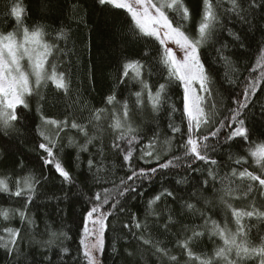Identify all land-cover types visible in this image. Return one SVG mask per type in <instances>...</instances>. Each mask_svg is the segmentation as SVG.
Returning <instances> with one entry per match:
<instances>
[{
  "label": "trees",
  "instance_id": "obj_1",
  "mask_svg": "<svg viewBox=\"0 0 264 264\" xmlns=\"http://www.w3.org/2000/svg\"><path fill=\"white\" fill-rule=\"evenodd\" d=\"M10 2L11 0H0V33L6 34L16 28L12 17L7 15L6 5ZM19 2L26 10L25 25L29 29L37 25L44 26L46 41L57 45L61 50L49 59L51 63L58 65L60 71L66 72L70 81V92L66 96L49 82L47 87L41 89L39 96L28 98L29 108L22 110V119L16 123L15 130H9L7 135L0 130V177L11 178L12 191H15L14 181L17 178L31 173L40 180L36 186L34 202L28 206V215L34 220V225L22 224L18 216H14L11 221L0 219V235L7 236L3 232L5 227L21 229L16 254L8 256L5 250L0 249V264H87L83 256V246L80 244L84 238L86 214L94 206L96 193L103 195L104 189L112 192V199L108 205H104L103 210H110L116 199H119L120 204L111 209L113 214L105 222L103 251L96 252L99 264H173L167 257L155 253L151 245L138 241L129 229L123 227L134 215L147 225L146 230H142L145 238L151 239L154 244L159 242L160 247L169 251V255L177 257L179 264H186L188 258L177 245L178 240L191 234L185 233L186 227L205 231V235L193 245L196 254L211 256L216 248L223 246L219 237L209 238L203 227L201 213L216 220L221 226L227 223L228 227L235 231L231 212L220 200L223 193L217 190L239 186L235 195L241 198L225 197L227 202L235 208L251 210L252 206H255L264 211V196L256 191L259 188L258 181L231 178L233 168H236L237 172L247 168L248 171L264 178L260 166L249 155L250 148L264 143V80L260 82L256 94L249 95L248 107L241 110L242 118L249 128V140L243 142L242 138H236L226 141L230 130L226 126L221 128L218 137L208 141L216 147L215 152L209 150V155L217 160L218 165L210 166L205 165L203 161H196L193 167L199 171L193 172L188 168L192 158H183V150L180 148V144L187 138L182 85L179 82L168 84L164 102L158 111H153L147 101L146 91L144 104H135L133 94L141 91L139 83L128 78H125V83H120L123 63L126 60H140L145 65L143 79L153 93L160 84H167V72L159 63L161 47L158 41L137 36L125 11L102 6L98 0ZM184 2L191 12V18L185 24L184 30L195 37L201 19L202 0ZM239 2L246 10L242 13L246 20L226 11L230 5L228 0H223L222 8L218 10L219 23L200 50L201 60L210 77L211 88V96L205 101V109L207 111L213 104L216 106L215 119L202 129L203 134L220 127L219 122L222 120L225 125L228 124V118L232 114L230 110L239 108L234 100L243 101L247 83L249 80H255L260 74V69L255 65L261 56V49L264 48V0ZM169 16L175 25L179 18L171 12ZM60 30L64 31L66 38L58 39ZM233 33L241 37L243 47L240 46V41L234 40ZM222 45H227L223 48V55L229 58L235 71H231L225 61L220 59L216 50ZM113 94L119 103L107 105V97ZM125 100L129 103V123L136 131L119 143L122 148H127V139L135 137L131 168L123 160V153L112 147L114 138L119 133H113L110 128L113 109H117L122 117L120 105ZM95 109H105L101 120L96 122L99 130L88 124ZM41 113L52 119L63 120L67 117L69 122L75 120L79 124L88 125L89 135L97 136L88 146L87 152H79L78 147L68 146V139L71 137L78 145H82L86 137L75 129H66L61 133L62 151L58 152V158L70 173L71 183L63 181L55 171L54 165H46L42 159L47 156L38 147L42 142L37 133V126L42 124ZM170 123L179 126L181 131L173 134L169 128ZM48 132L55 135L52 128H49ZM153 138L156 139V150L161 153L159 161L154 157L141 158V149ZM169 140L170 150L169 145L165 143ZM101 150L102 157L99 155ZM173 155L182 157L178 162L179 166L160 170L158 164ZM240 157L246 162L238 165L235 160ZM89 158H94L95 166L91 170L88 166ZM101 160L103 168L97 171ZM153 167L158 168L155 174L148 171ZM209 167L216 173L215 180L207 175ZM140 169L145 170L147 177L127 180L132 171L138 172ZM121 179L136 187L137 192H129L124 197H119L117 187L122 190L126 186L120 184ZM181 179H186L187 182L178 184L177 181ZM204 180L209 181L206 188L202 184ZM249 183L253 185L254 191L244 197L242 193L247 190ZM164 188L172 191L174 198L163 197L153 206L154 214L149 215L147 202ZM194 192L196 195H193ZM25 200L26 197L10 198L8 194L0 193V208H22ZM186 202L194 204L197 211L188 210L184 206ZM121 205L124 206V211H120ZM169 215L172 217V223H169ZM244 223L250 229V245H260L261 239L264 238V218H245ZM166 224L167 229L164 227ZM88 226L92 228L90 222ZM52 232H56L58 238H53ZM60 233L66 235L61 236ZM49 240H54V243L49 245ZM64 248L68 251L63 252ZM243 264H260V258L253 257Z\"/></svg>",
  "mask_w": 264,
  "mask_h": 264
},
{
  "label": "snow or ice",
  "instance_id": "obj_2",
  "mask_svg": "<svg viewBox=\"0 0 264 264\" xmlns=\"http://www.w3.org/2000/svg\"><path fill=\"white\" fill-rule=\"evenodd\" d=\"M102 6H110L112 9L123 10L130 17L133 25L134 33L139 37L152 38L158 41L161 51L159 54V63L166 70L167 84H160L159 88L152 92L148 83L143 79L145 73V65L140 60H126L122 65V75L120 83H125V78L132 82L141 85V91L135 92V104L141 106L144 104V93H147V101L151 104L153 111H158L164 98L167 95L168 84L179 82L183 87V113L187 119V133L186 140L180 144L183 150V158H192V163L188 164L193 172L199 171L198 168L193 167L196 161H203L205 165L217 166L218 162L209 155V150L216 151L214 145L208 143L209 139L216 138L221 132V128L227 127L230 131L226 136V141H233L236 138H242L243 142H247L250 138L249 128L246 121L242 118V109L248 107L249 95H255L257 88L262 80H264V48L261 49V56L256 61L255 67L260 69V74L255 80H249L243 92V101L234 100V103L239 105L238 109L231 111V116L228 118L229 122L225 125L224 121H220V127L215 130L203 134L202 129L210 125L215 119V105H211L207 111L205 109V101L208 96H211L210 77L205 68L204 63L200 57L201 48L208 42L213 35L216 25L219 23L218 10L222 8L223 0H202L201 19L197 26V35L195 37L188 34L185 30V24L191 18V12L184 0H98ZM230 7L226 10L235 13L237 17L246 20L242 14L246 10L243 8L239 0H228ZM7 15L11 16L16 24L14 31L0 33V130H3L5 135L9 130H15V125L22 119V110L29 108L28 98L34 95L39 96L42 88L47 87L49 82L58 91L63 92L66 96L70 92V81L65 71H60L56 63L50 62V57L54 53L61 51L57 45L48 43L45 39L47 33L44 26L37 25L29 29L24 23L25 8L21 5L19 0H11L10 4L6 5ZM174 13L179 18L174 25L173 20L170 19L169 13ZM181 21L183 23H181ZM234 40L240 41V46L243 47V40L237 34H232ZM66 38L63 30L58 33V39ZM170 45H174L175 49ZM227 45H222L216 51L220 54V59L224 60L231 71H235L232 62L228 57L223 55V48ZM27 61V66L23 63ZM199 89L197 91V87ZM251 90V92H249ZM41 99L43 97L41 96ZM115 94L109 95L106 99L107 105L118 104ZM18 109L20 112L18 113ZM122 109V117L118 114L117 109H113L111 114L112 123L110 125L113 133H119L115 136L112 147L123 153V160L131 168L133 158V143L135 137L131 136L127 139V148H122L119 141H124L129 134L134 133V129L129 123L130 109L127 100L120 105ZM175 111V108H173ZM105 109H95L92 113L88 124L99 130V125L96 123L101 120ZM42 124L37 126V133L41 138L38 147L46 153L47 158L44 159L46 165H54L55 171L63 178V181L71 183V175L63 166L61 160L58 158V152L62 151L60 144L61 133L66 129H75L77 132L86 137V141L82 145L69 137L68 146L78 147L79 152H87L88 146L97 139L95 135H89L87 130L88 125L79 124L75 120L69 122L66 117L63 120L49 118L43 113L40 115ZM55 130V135H51L48 129ZM172 133L181 131L180 127L174 123L169 124ZM170 145L171 141H165ZM219 143V141H217ZM231 147V145H229ZM142 156L154 157L157 161L161 159V153L156 150V139L153 138L142 149ZM102 157V150L99 152ZM249 155L254 159V162L260 166L261 172L264 173V143L256 144L254 148L249 149ZM79 159V155H77ZM180 156L173 155L172 158L165 160L158 164L160 170L175 168L179 166ZM231 159V155H230ZM246 162L243 157L235 160L236 164ZM88 166L91 170L94 165V158H89ZM103 168V161H100L99 171ZM157 167H153L148 171L155 174L158 171ZM207 175L216 179V173L212 167L207 169ZM147 177L144 169L132 171L127 180L139 179ZM231 178L239 179L240 181H258L259 188L256 191L261 196H264V178L261 175H256L245 168L237 172L236 168L231 171ZM46 179V178H45ZM198 179V178H195ZM11 178L8 176L0 177V193H6L11 197H26L22 208L3 209L0 208V219L4 221H11L14 216H18L22 224L34 225V220L28 215V206L34 202L36 195V186L40 183L39 178L33 174L25 177L17 178L14 181L15 191L10 188ZM186 179L178 180V184L186 183ZM223 183V180L221 181ZM121 185H126L120 190L117 187V194L119 197H124L126 193H136L137 189L133 185H128L127 181L121 179ZM206 188L209 185L208 180L202 182ZM195 188L196 185H193ZM214 188L215 185L213 184ZM239 187V186H238ZM237 188L225 187L221 190V202L231 212V217L235 223V231L228 227L225 223L223 226L216 220H212L204 213L201 216L204 220V229L208 232L209 238L219 237L223 241V246L215 249L214 254L208 256L207 254H196L193 251V245L201 237L205 235V231H199L196 227L185 228V233L190 232V235H185L183 239L177 241L178 247L184 252L188 260L186 264H243L246 260L253 257L260 258V264H264V238L258 246H251L248 239V232L250 229L244 223L245 218H264V211L252 206L251 210L244 208H235L231 203H228L225 197H232L234 199L241 198L235 195ZM254 191L251 183L247 185V190L242 193L247 197ZM193 195H196L194 192ZM163 197H173L174 193L167 188H164L159 194L154 196L147 202L148 214H154L153 206L161 201ZM112 199V192L109 189H104L103 195L96 193L94 206L86 214L85 226L83 229L84 238L81 239L80 244L83 246V256L87 264H99L95 252H102L104 247V231L106 228V221L109 216L113 214L111 209H115L120 204L119 199H116L110 206V210H103L104 205H108ZM188 210L197 211L195 205L192 203H185ZM120 211H124V206H120ZM89 222L92 228H89ZM172 217L169 215V223H172ZM124 228L129 229V232L138 241L144 245H151L155 253L167 257L173 264H179L175 255H169V251L160 247L159 242L153 243L151 239L145 238L143 231L146 230V223L140 221L135 217L131 218L129 223L123 225ZM167 229V224L164 226ZM135 229V231L133 230ZM3 232L7 236L0 235V249L5 250L8 256L16 254L20 239L21 229L5 227ZM61 236L66 234L60 233ZM53 238H58L56 232H52ZM95 238L94 240L91 238ZM49 245L54 243V240L47 241ZM67 252L66 248L62 249ZM234 254V258H233ZM131 255V253H129ZM50 259V258H49Z\"/></svg>",
  "mask_w": 264,
  "mask_h": 264
},
{
  "label": "rangeland",
  "instance_id": "obj_3",
  "mask_svg": "<svg viewBox=\"0 0 264 264\" xmlns=\"http://www.w3.org/2000/svg\"><path fill=\"white\" fill-rule=\"evenodd\" d=\"M170 46L175 49V46L174 45H170ZM23 63L25 64V66H27V61H24ZM196 87H197V91H198L199 86L197 85ZM92 239H95V238L93 237ZM94 254L97 256V253L96 252Z\"/></svg>",
  "mask_w": 264,
  "mask_h": 264
}]
</instances>
